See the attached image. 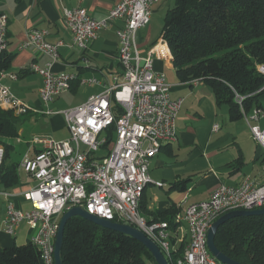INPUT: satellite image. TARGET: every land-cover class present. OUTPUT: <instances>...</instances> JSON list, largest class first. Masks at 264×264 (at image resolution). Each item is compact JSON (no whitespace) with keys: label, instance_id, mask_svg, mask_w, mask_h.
<instances>
[{"label":"built area","instance_id":"built-area-1","mask_svg":"<svg viewBox=\"0 0 264 264\" xmlns=\"http://www.w3.org/2000/svg\"><path fill=\"white\" fill-rule=\"evenodd\" d=\"M86 0H79L84 3ZM162 0H121L103 19L93 18L79 7L63 10V25L72 36L73 46L87 53L100 32L122 21L117 31L121 73L114 83L85 103L61 113L70 137L57 141L36 138L39 152L25 155L21 166L31 176L35 186L24 193L31 210L22 211L8 203L4 231L16 237L23 224L33 232L30 243L40 252L44 264H55V241L61 217L71 208L80 207L99 219L126 224L141 231L162 251L169 264H222L210 252L208 232L214 222L233 211L264 209V173L260 181L243 180L237 186L220 184L206 201L187 204L182 217L172 230L168 222H152L140 211L145 189L163 186L150 177L153 159L162 148L177 142V118L183 100H175L163 73L155 70V58H166L167 43L162 39L142 57L137 37L151 20L154 7ZM8 17L0 14V56L8 51ZM47 29H32L19 50L33 48L49 58L42 68L33 62L28 69L43 80L41 103L48 108L68 91L76 79L74 74L56 73L52 66L60 58L62 41L51 43ZM89 64V60H84ZM259 71L264 75V66ZM16 80L17 75L0 72V110L13 111L17 116L29 113L53 115L16 97L2 80ZM100 85L95 78L83 81ZM198 83V82H194ZM239 103L242 98H239ZM255 122L264 119V109H255L250 117ZM115 126L109 144L108 132ZM214 131L219 130L215 125ZM254 141L264 150V128L251 126ZM105 152L98 158L97 154ZM5 150L0 145V167ZM185 224L190 240L183 252L177 253L173 239Z\"/></svg>","mask_w":264,"mask_h":264},{"label":"crops","instance_id":"crops-1","mask_svg":"<svg viewBox=\"0 0 264 264\" xmlns=\"http://www.w3.org/2000/svg\"><path fill=\"white\" fill-rule=\"evenodd\" d=\"M120 1L86 0L80 3L79 0H0V14L6 15L9 20L7 52L13 55L10 68L5 72L17 75L16 80L5 78L2 82L23 102H33L31 106L42 110L46 108L40 100L43 80L28 67L35 62L44 68L49 58L37 53L33 48L19 50V46L26 41L30 30L47 29L50 32L49 42L62 41L65 44L60 49V58L53 64L52 70L76 76L69 89L73 93L83 87L88 89L89 95L81 104L90 97L101 94L121 73L117 31L124 24L122 21L114 22L110 29L100 32L87 53H83L73 46L71 33L63 25V10L83 7L93 18L100 20L107 17ZM169 1L162 0L154 7L152 19ZM154 32L155 29L150 23L138 34V50L142 57L149 56L156 42L162 40V34L157 38ZM166 53V58H155V70L166 76L172 98L183 100V104L177 118V142L164 146L150 167L151 179L163 186L150 184L145 189L140 203L142 215L149 221L157 220L156 222H175L184 214L185 201L187 204L206 201L220 184L237 186L246 179L260 181L264 173V150L254 141L250 131L251 126L264 128V119L260 122L250 119L255 109L247 114L243 113L237 120L232 119L229 107L218 105L210 86L204 83H181L177 78L168 45ZM85 59L89 60V64H86ZM170 74L172 76L168 80ZM93 78L101 84L90 86L83 83ZM35 95L37 100L34 101ZM58 98L50 103L48 108ZM260 105L264 109V94L260 98ZM24 117L26 124L33 120L49 119L52 132L66 130L64 118L60 114L29 113ZM215 125H219L218 131L213 130ZM21 126L19 137L16 138L18 143L23 142L20 138L24 135V127ZM36 138H33L31 143L28 142V149L18 159L14 158L13 149L7 165L16 164V183L12 186L0 183V198L4 204L0 245L4 248L17 245L19 234L27 233L26 235L30 236L32 233L29 226L23 224L16 237H11L4 231V219L9 202L22 211L31 209L24 193L32 189L36 182L23 170L21 163L25 155L34 156L39 152L40 146L33 143ZM175 225L176 228L179 227L176 222ZM31 237L26 244L30 243ZM189 240L187 226L183 224L177 232V237L173 239L175 249L183 251Z\"/></svg>","mask_w":264,"mask_h":264},{"label":"trees","instance_id":"trees-1","mask_svg":"<svg viewBox=\"0 0 264 264\" xmlns=\"http://www.w3.org/2000/svg\"><path fill=\"white\" fill-rule=\"evenodd\" d=\"M164 18L162 39L181 83L210 86L218 105H227L231 118L262 109L264 94V0H174ZM13 55L0 56V72L10 68ZM239 98L242 102L239 103ZM25 116V115H24ZM24 116L0 111V145L5 153L0 183L12 186L17 166L7 165L19 137ZM115 126L108 132L109 144ZM141 211V209H140ZM142 214V212H141ZM152 221V222H156ZM168 222L175 230V222ZM216 247L241 264H264V216L236 218L222 225ZM175 257L183 251L177 250ZM63 264H152V254L130 236L103 229L80 217L66 225L62 249ZM0 264H44L39 250L28 243L4 248Z\"/></svg>","mask_w":264,"mask_h":264},{"label":"water","instance_id":"water-1","mask_svg":"<svg viewBox=\"0 0 264 264\" xmlns=\"http://www.w3.org/2000/svg\"><path fill=\"white\" fill-rule=\"evenodd\" d=\"M261 216H264V209L255 210V211H233L219 218L216 222L212 224L207 236V244L211 254L222 264H241L224 255L216 247L215 244L216 234L222 225H224L225 223H227L232 219L261 217ZM74 217H80L103 229L111 230L117 233L130 236L131 238L143 244L149 250L156 264H169L167 259L163 255L162 251L160 250V248L149 238H147L141 231L126 224H118L107 220L99 219L96 216L89 214L80 207L71 208L60 219L58 234L55 241V251H54L55 264H63L62 249H63L65 228L67 223Z\"/></svg>","mask_w":264,"mask_h":264},{"label":"rangeland","instance_id":"rangeland-1","mask_svg":"<svg viewBox=\"0 0 264 264\" xmlns=\"http://www.w3.org/2000/svg\"><path fill=\"white\" fill-rule=\"evenodd\" d=\"M174 0H170L168 3H166L163 7V9L160 12H157L154 14L151 25L155 29V37H160L163 31V25H164V18L167 13V11L170 8L174 7ZM159 42H156L155 46ZM168 80H170L171 74L168 75ZM18 91V90H17ZM15 92V91H14ZM89 95L88 89L86 87H83L81 90H79L77 93H73L72 91L68 90L60 95V97L56 100L55 103L51 104L49 108H43L44 111L52 110L55 114L61 115L62 112L76 107L80 105L85 98ZM34 101L37 100L36 95L34 96ZM29 101V100H28ZM30 102V101H29ZM27 102L28 105H33V102ZM3 111V110H0ZM24 135L20 138L23 142L18 143L17 139H13L11 141V144H14V152L13 156L15 159L20 158L25 151L28 149V142H32L33 138H52L57 141L66 140L70 137L69 131L66 129H63L59 132H52L50 129L49 119H39L37 121L33 120L29 123H22ZM21 126V127H22ZM68 132V137H67ZM105 156V152H100L97 154L98 158H102ZM0 198V226H2L3 217H4V204L1 201ZM31 210V209H30ZM27 234V233H26ZM26 234H19L17 238V246H22L27 243V241L30 239V236H33V232L30 234V236ZM153 264H156L155 261Z\"/></svg>","mask_w":264,"mask_h":264}]
</instances>
